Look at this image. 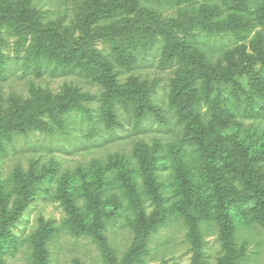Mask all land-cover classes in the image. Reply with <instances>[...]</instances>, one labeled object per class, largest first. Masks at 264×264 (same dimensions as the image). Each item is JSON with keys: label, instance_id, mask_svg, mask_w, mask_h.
Instances as JSON below:
<instances>
[{"label": "trees", "instance_id": "trees-1", "mask_svg": "<svg viewBox=\"0 0 264 264\" xmlns=\"http://www.w3.org/2000/svg\"><path fill=\"white\" fill-rule=\"evenodd\" d=\"M151 2L175 7L178 17L170 21L162 18L155 10L147 8ZM228 2L233 4L226 14L218 12L219 3L226 5ZM32 4L33 0H0L1 77L9 70L12 60L1 49L4 38L15 37L18 40L14 58L16 62L20 61L24 74L33 72L40 76L44 71L51 75L76 73L101 85L105 93L98 116L109 129L118 125V106L129 117L133 116L136 124L154 110L158 123L167 125L164 114L153 108L152 93L142 82L133 79L131 86L121 89L116 81L120 68L129 71L137 65L138 51L135 48L133 52H128L124 40L128 44L141 42V54L150 55L152 50L159 49L161 66H175L177 79L172 82L168 100L177 109L181 122L187 119L184 112L190 114L203 104H209L212 114L219 115L221 121L211 123V126L192 128L184 139L191 150L190 156L196 157L201 164L207 179L204 184L193 182L191 171L183 161L185 152L180 145L169 150L183 196L182 204L175 209L187 222L189 234L196 245L201 241L195 222L215 220L226 250L225 256L220 257L216 264H237V258L230 249L236 222L258 223L264 228V143L259 141L260 135L256 132L242 136L239 130L231 131L228 126L225 127L231 110L212 100L210 93L212 83H231L232 74L244 73L248 75L250 85L249 92L243 91L246 98L250 101L264 100V52L256 58L229 61L228 67L218 62L215 68H211L207 52L200 50L196 41L203 40L209 44V49H213L211 46H214L215 40L224 44L231 31L237 37L240 25L256 16L264 27V0H83L73 10V17L68 22L65 15L47 20L43 11ZM196 7L201 11L194 16L192 11ZM114 19H120V25L110 22ZM109 22L111 25L103 30L102 25ZM178 31L183 33L182 37L178 36ZM195 31L198 35L194 34ZM98 41L110 43L112 50L103 54L95 46ZM259 63L261 67L256 69ZM235 87L241 89L240 85ZM67 88L65 86V96H56L54 100L48 90L41 88L37 89L38 93L34 92L35 101L31 103H21L17 96L12 97L11 110L0 112V153L6 152L7 145L13 142L15 136H27L33 128L53 135L54 128L41 119L45 114L51 116L62 129L66 128L65 116L72 112L92 124L96 123L94 112L78 109L72 91ZM259 108L264 111L262 104ZM140 164L146 193L157 197L154 170L161 167L159 156L156 152L149 156L144 152ZM122 166L126 167L127 175L120 174L116 181L126 189L128 207L136 213L137 230V240L127 251L123 264L141 262L146 242L162 221L165 210H157L147 220L144 218L142 202L137 193L135 195L134 170L119 160L105 165L97 162L93 164L92 171L78 169L76 173L65 174L59 179L52 167L43 168L38 173L35 167L29 172L16 171L8 180L0 179V258L17 249L19 242L11 227L20 219L34 196L48 192L46 182H58L59 188L54 194L68 213L69 231L74 236L92 237L106 263L116 264L113 250L101 234L106 219L115 213V209L111 210L102 201L103 196L116 186L105 177L106 173L119 171ZM75 192L86 200V210L74 207ZM10 203L13 204L11 210L8 208ZM56 232L57 228L51 222L41 225L30 240L33 247L31 264H48L47 243ZM191 264L211 263L196 248Z\"/></svg>", "mask_w": 264, "mask_h": 264}, {"label": "rangeland", "instance_id": "rangeland-1", "mask_svg": "<svg viewBox=\"0 0 264 264\" xmlns=\"http://www.w3.org/2000/svg\"><path fill=\"white\" fill-rule=\"evenodd\" d=\"M80 1L83 0H33L32 6L43 11L47 20L65 15L67 16L65 21L68 22ZM232 4L219 3L218 12L226 14ZM147 8L155 10L168 21L178 17L175 7L171 8L162 2H151L147 4ZM200 11L201 9L196 7L192 12L196 16ZM110 22L120 25V19ZM110 22L103 24L102 29L109 27ZM238 32L237 37H234L231 31L230 39L224 37L227 38L224 44L215 40L213 43L215 47L211 46L213 49H209V44L203 40L196 41L200 50L207 52L208 65L211 68H215L218 62L228 67L229 61L256 58L258 54L264 52V27L257 16L241 24ZM177 34L179 37L183 36L182 32L178 31ZM194 34L198 35V32L195 31ZM17 40L15 37L4 38V45L1 48L12 60L9 62V70H6L3 77L0 76V112L11 110L12 97L17 96L21 103L27 101L31 103L34 100V92L38 93L37 89L41 88L43 91L48 90L54 100L56 96H65L67 92L65 86H68L67 89L72 91L78 109L94 112L96 123L92 124L80 114L72 112L65 116L66 128L62 129L48 114L41 116L45 123L54 128L55 133L44 134L33 128L27 136H15L13 142L7 145L6 152L0 153V179L8 180L14 172H29L34 167L36 173L43 168L52 167L56 172L55 177L59 179L65 174L76 173L78 169L92 171L93 164L97 162L105 165L113 160H119L134 170L132 178L135 195L137 193L142 202L144 218L147 220L157 210H165L162 221L146 242L141 262L136 264H191L196 248H199L201 256L211 264H216L220 257H224L226 250L223 248L221 231L215 220L203 219L195 222L201 241L196 245L189 234L187 222L180 212L176 211L175 207L182 204L183 196L169 152L174 146L180 145L185 152L183 161L191 171L193 182H198V185L204 184L207 179L201 164L196 157L190 156L191 150L184 139L191 133L192 128L211 126V123H218L221 119L219 115L212 114L213 109L209 104H203L199 110L190 114L184 112L183 115H187V119L185 122L180 121L177 109L172 107L168 100V93L173 87L172 82L177 79L175 66L170 68L161 66L160 50H152L150 55L141 54L143 48L141 42L128 44L124 40L128 52H133L135 48L138 51L137 65L135 69L129 71L120 68L116 81L121 89L131 86L133 79L142 82L152 93L153 108L156 112L161 111L164 114L167 125L158 123L154 110L136 124L133 116L129 117L125 110L118 106V125L109 129L106 122L98 116L105 93L101 85L92 83L76 73L51 75L44 71L40 76L33 72L24 74L20 61L16 62L14 58ZM95 46L102 50L103 54L112 50V45L108 42L98 41ZM260 67V63L256 65V69ZM232 78L231 83H212L210 98L219 101L222 108L226 105L231 110L225 127L228 126L231 131L239 130L242 136L256 132L260 135L259 141L264 143V111L259 108L260 104L264 107V100L250 101L246 98L243 91H250L247 74L235 72ZM236 85H240L242 90L237 89ZM75 116L77 118H74ZM144 152L147 156L152 152L159 156L161 167L154 170L155 183L158 186L157 197L147 194L144 189L143 178L140 175V159ZM120 174L127 175L125 166L119 168V171L106 173L105 177L116 186L103 196L102 201L106 202L111 210L115 209V213L106 219L101 234L113 250L116 264L124 263L127 251L137 240L136 213L128 207L126 189L116 181ZM46 186L48 192L35 195L22 212L20 219L11 227L19 245L15 251L0 258L1 264H31L33 247L30 240L40 230L41 225L48 222L57 228V232L47 243L48 264H108L102 257L98 243L92 237L74 236L69 231L68 213L62 201L54 194L59 188L58 182H46ZM73 201L74 207L86 210V200L77 192L73 195ZM12 207L13 204L10 203L9 210ZM235 226L230 249L237 258V264H264V228L258 223L248 224L239 221Z\"/></svg>", "mask_w": 264, "mask_h": 264}]
</instances>
